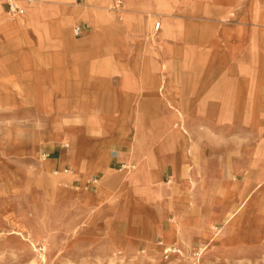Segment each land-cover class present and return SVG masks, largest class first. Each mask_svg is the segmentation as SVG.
<instances>
[{
	"label": "crops",
	"instance_id": "0c3cea01",
	"mask_svg": "<svg viewBox=\"0 0 264 264\" xmlns=\"http://www.w3.org/2000/svg\"><path fill=\"white\" fill-rule=\"evenodd\" d=\"M7 1L2 149L26 179L131 253L174 245V210L201 215L207 182L213 222L241 213L264 179V0Z\"/></svg>",
	"mask_w": 264,
	"mask_h": 264
},
{
	"label": "rangeland",
	"instance_id": "374dc122",
	"mask_svg": "<svg viewBox=\"0 0 264 264\" xmlns=\"http://www.w3.org/2000/svg\"><path fill=\"white\" fill-rule=\"evenodd\" d=\"M2 120L0 116V264H264V179H259L257 171L249 174L252 186L241 213L233 212L226 224L213 222L207 182L204 208L200 206L203 215L188 218L175 209L170 218L165 237L174 243L168 247H175V252L166 251L167 247L149 253L140 245L131 253L112 248L108 235L84 220L83 208L70 206L50 177L39 185L26 179L20 172L22 161L3 154ZM54 180L57 186L59 182ZM95 184L89 182V189ZM96 191L90 193V199L99 201ZM246 208L249 211L243 218ZM90 209L93 214L97 211L89 208L86 215H93ZM188 213L194 215L192 210ZM189 236H197L201 242L190 245Z\"/></svg>",
	"mask_w": 264,
	"mask_h": 264
},
{
	"label": "built area",
	"instance_id": "2783aa9c",
	"mask_svg": "<svg viewBox=\"0 0 264 264\" xmlns=\"http://www.w3.org/2000/svg\"><path fill=\"white\" fill-rule=\"evenodd\" d=\"M29 1H33V0H29ZM118 3H120V1L118 0ZM7 10L11 13H14V12H18V11H21L20 10V7H18L13 0H8L7 1ZM159 25H160V21H156L155 24H154V30H156L157 28H159ZM83 30H84V26L81 24H77L73 27V32L76 36H80L82 33H83ZM158 30V29H157ZM45 155V154H44ZM125 169H128L130 166L129 165H125L123 166ZM94 182L96 181V179L93 180ZM168 249H170L171 251H176L175 250V247H168L166 251H169ZM165 251V252H166Z\"/></svg>",
	"mask_w": 264,
	"mask_h": 264
},
{
	"label": "bare ground",
	"instance_id": "6f19581e",
	"mask_svg": "<svg viewBox=\"0 0 264 264\" xmlns=\"http://www.w3.org/2000/svg\"><path fill=\"white\" fill-rule=\"evenodd\" d=\"M190 182V186H192L194 184V181H189ZM178 223V222H177Z\"/></svg>",
	"mask_w": 264,
	"mask_h": 264
}]
</instances>
